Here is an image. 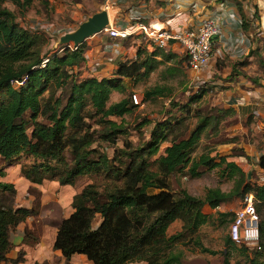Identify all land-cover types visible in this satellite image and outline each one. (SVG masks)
<instances>
[{"label": "trees", "instance_id": "16d2710c", "mask_svg": "<svg viewBox=\"0 0 264 264\" xmlns=\"http://www.w3.org/2000/svg\"><path fill=\"white\" fill-rule=\"evenodd\" d=\"M28 1L0 0V42L8 45L5 54L2 52L0 55V156L9 158L20 152L32 155L34 160L23 173L27 178L41 179L47 176L56 179L59 184H72L75 177L81 174L90 178L72 195V211L53 223L56 230L52 249L58 250L65 260L72 254H82L92 264H126L146 244L162 234L167 221L178 211L193 209L190 214L191 227L204 222L206 215L200 211L201 205L207 203L215 207L220 201L231 197L242 184L244 174L234 161L226 160L224 156H218L216 160L215 156L206 152L199 153L196 158L189 157L200 131L207 128L217 131L224 109L214 114H201L195 110V126L186 136L177 137L174 131L192 110L190 103L201 96V89L197 87L187 103L178 105L186 115H171L152 123L143 117L135 128L143 133L141 128L150 123L146 137L136 144L124 141L122 146L115 147L108 155L100 148V141L114 145L119 135L128 133L125 123L111 117L121 119L136 106L128 96L107 104L110 91L124 92L127 88L122 78L143 77L157 62L145 54L140 57L143 50L138 47L134 59L116 64L114 75L75 78L71 73L82 59L83 44L72 48L65 45L59 51L44 53L40 46L41 36L44 40L45 36L20 26L13 10L3 4L11 2L24 6ZM240 17L244 32L248 25L244 17ZM44 57L47 60L42 64ZM140 68L143 71L138 72ZM12 79H22V82L13 85L10 82ZM50 84L60 91L66 89L64 97L42 99L41 93ZM161 92L160 87L146 89L143 99ZM25 111L30 112L28 121L22 117ZM86 112H91L95 117L93 122L98 127L71 135L67 140V144L70 141L71 156L67 159L61 153L66 143V129L81 126ZM38 116H44L46 121L40 122ZM28 122L32 125L29 133L26 131ZM163 141L169 144L164 147L163 153L157 154ZM187 162L191 175L198 174L196 168L199 165L211 169L223 164L219 167L220 173L231 174L229 170L235 169L240 180H236L229 191L207 187L199 197L181 189L179 195L174 196L169 189V174ZM256 164L264 168V154H259ZM32 173H35L34 176ZM2 174L0 168V176ZM3 190L13 191V187L0 180V192ZM242 192H250L254 200L263 202L264 182L244 183ZM0 200V261L15 264L23 260V250L17 249L14 257L5 255L12 246L8 240L9 229L33 211L30 207H13L1 193ZM253 206L257 213L254 203ZM95 216L99 220L92 225ZM257 229L255 247L264 248V220L258 218ZM225 241L233 243L229 235ZM193 243L199 251L210 254L217 252L203 245L198 238H194ZM224 252L223 259L226 261Z\"/></svg>", "mask_w": 264, "mask_h": 264}, {"label": "rangeland", "instance_id": "374dc122", "mask_svg": "<svg viewBox=\"0 0 264 264\" xmlns=\"http://www.w3.org/2000/svg\"><path fill=\"white\" fill-rule=\"evenodd\" d=\"M99 2H103V0H29L24 6H16L11 2H4L3 4L13 10L17 22L22 27H26L28 22L34 19H43L51 21L58 29L70 28L73 30L88 15L87 12ZM249 8L252 11L251 13L254 14V8L252 6H249ZM73 11L82 13L78 15L74 14ZM38 33H42L45 36V40L41 36L40 48L42 52L48 54L57 51L59 43L55 34L52 35L44 31ZM256 37L257 50L258 52L259 50L261 51L258 55H261L260 60L264 62V35L259 34ZM7 48V44L0 42V55L2 52L5 54L4 51ZM252 54L254 63L258 64L256 62V51ZM19 62L21 63L22 60ZM163 65L159 63L147 79L130 88L126 86L127 89L124 92L116 90V92H111L109 95L107 104L124 96H128V99L130 97L131 101H133L132 94H135L136 98L140 99L133 108V111L124 114L121 119L120 117H112L116 121L125 123L128 130V133L117 137L116 146H122L124 141L136 144L139 140L146 137L151 127L150 123L154 120L171 115H186L184 111L180 110L178 105L187 103V98L194 94L197 86L200 87L207 83L208 88L200 90L202 94L201 98L190 103L192 110L187 113L181 125L177 128L178 130L174 131L177 137L186 136L196 124L195 110L200 111L201 114H214L212 107H216L217 103L212 102L213 89L224 88L230 85L228 84L229 79L216 77L217 74L215 73H218V71L211 73L210 77H205L204 75L194 76L188 72L187 74L185 73V77L182 74L178 82L172 77L163 78L160 75V71L164 67ZM79 66L80 64L73 68L71 73L75 78L82 77ZM0 67H2L1 64ZM228 74H232V71ZM200 80H203V83H200ZM153 85H162L164 87V94L154 97L152 100L143 99V91ZM239 88L240 90L245 89L244 85L241 84ZM66 92V89L60 91L50 84L41 93V98L45 99L49 96L64 97ZM259 108L262 109V106L259 105ZM29 113V111H25L22 114V117L27 121ZM84 115L85 118L81 126L74 129H66L68 131L65 137L66 143L64 142L61 153L67 159H70L71 156L70 141L67 144V140H70L71 135H79L86 129L98 127L93 122L95 117L91 115V112H86ZM143 117L149 120L150 123L144 125L141 128L143 133H140L136 130L135 125ZM258 117L260 118L261 115H258ZM37 119L40 122L46 121L44 116H38ZM255 126L258 128L262 127L261 124L259 126L258 123L256 124L252 121L251 115L241 122L240 120L238 121L236 115L231 114L221 119L218 123L217 131H210L208 130L209 128L200 131L195 146L189 152V157L196 158L199 153L207 152L209 155L215 156L216 160L218 156H224L226 160L234 161L244 173L241 177L242 184L236 188L231 197L220 201L215 207H210L207 203L202 204L200 211L206 215V219L196 227H191L189 224L192 208H184L178 211L171 220L167 221L162 234L146 244L139 251L138 255L126 264H264V248H256L253 244L243 242L227 243L225 241L228 237V226L232 220L234 211L242 205L244 196L248 193H241L243 184L264 182V169L256 164L259 150L262 148V140L258 135V131L261 129L256 130ZM31 127V123L28 122L26 127L28 133ZM95 134L97 135V133ZM222 142H228V144H223ZM165 144L162 143L160 145L158 153L162 152ZM99 145L108 155H111L112 144L100 141ZM219 152L221 153L218 155ZM33 160V156L25 152L17 153L9 158L0 156V168L3 170L2 175H5L1 181L9 183L13 187V191L3 190L0 192L1 195L9 199L13 207L27 203L29 201L28 194L31 195L29 207L33 213L25 216L9 229L11 239L16 237L19 239L21 237L23 244L31 245L24 246L23 260L16 264H92L82 254H72L69 259L65 260L59 256L57 251L53 252L49 250L48 238H50L49 235L52 233V225L61 216L68 215L72 211L71 197H65L66 195L64 194L60 196V193L69 190L58 188L55 193L56 200H47V202H44L43 207H41L38 192L42 191L40 188L42 179H56L47 176L41 179L39 177H25L23 173L30 167ZM189 162L181 166L179 170H175L169 174V189L173 192L174 196L179 195L181 189H185L188 193L199 197L204 194L207 187H217L222 191H229L233 188L236 180H240L239 173L235 169L229 170L232 172L231 174H227L226 172L220 173L219 167H222L223 164L211 169H206L204 166L199 165L196 168L198 174L191 175L188 171ZM33 174L35 173H32V176H34ZM87 180L89 182L90 178L84 175V177L78 179L79 184L75 183L73 188L80 189ZM16 194V200L19 202L14 200ZM252 203H254L258 210V218L264 220V201L258 202L252 198ZM68 211L70 212L68 213ZM98 220V216H95L92 220V225H96ZM44 222H46L45 231L42 227ZM194 238H198L203 245L215 249L217 252L210 254L199 251L198 246L193 243ZM35 243L38 246H34ZM13 251H7L8 253L6 252V254L11 255ZM223 251H225L226 261L223 259ZM0 264L12 263L1 260Z\"/></svg>", "mask_w": 264, "mask_h": 264}, {"label": "crops", "instance_id": "0c3cea01", "mask_svg": "<svg viewBox=\"0 0 264 264\" xmlns=\"http://www.w3.org/2000/svg\"><path fill=\"white\" fill-rule=\"evenodd\" d=\"M133 5H141L144 8V13L141 15L140 19L145 23L155 22L170 30H177L184 26H193L196 24L197 19L202 17H211L215 19L218 22L219 28L218 33L212 37L214 49L211 57L199 70L193 71L187 66L182 47L175 41L171 40L164 47H151L145 39H142L138 35H131L124 42L114 44L112 38L107 37L102 28L100 31L85 37L81 42L83 44L82 59L78 65L80 64L79 69L81 68L82 77L93 76L101 78L114 75L116 64L126 59H134L138 47L143 50L140 57L145 54L146 56L153 57L157 65L159 63L164 64L163 69L160 71V75L163 76V78L172 77L178 82L182 74H184L185 77V73L187 74L188 72L194 76L204 75L205 77H210L212 75L211 73L218 71V73H215L217 74L216 77L229 79L228 84L230 85L224 88L213 89L212 102L217 103L216 107H212L214 113H218L219 110L224 109L222 110L223 114L221 113V119L232 114L236 115L238 121L240 120L241 122L245 121V119L251 115L252 121L262 126L260 128L255 126V128L256 130L261 129L258 131V135L262 140V148L259 150L258 156L259 154H264V110H262L264 108V62L260 60L261 55H258V53L261 51L259 50L258 52V46L256 44V36L259 34L264 35V0H103V2L97 3V5L92 7L87 13L90 15L104 8L108 16L107 24L120 27L128 25L133 18L138 16V14L132 10ZM237 6H240V8ZM249 6L254 8V14L249 10L251 8H249ZM238 9H240V11H238ZM73 13L80 15L82 12L77 13L73 11ZM234 15L239 17V21L234 18ZM240 15L244 17L248 25V27L243 30L247 34V38L244 40V43H247L246 51H242L240 45L237 43L240 41V30L242 31ZM67 31H71V29H61L60 34ZM254 50L256 51V62H258V64H255V61H253L254 57L252 53H255ZM236 55L242 57L238 62L234 60V56ZM157 65L154 68H150L147 75L143 77H124L122 78V82L125 86H129L130 88L147 79ZM140 71H143V68L138 70V72ZM230 71H232V74H228ZM239 83L244 85V90H240ZM153 87H160L162 92L160 94H151V96L145 97V100H152L154 97L164 94V87L162 85H153L148 89ZM198 88L201 90L208 88L207 83ZM111 92H116V90H111L109 95ZM259 105L262 106V109L259 108ZM258 115H261V117L259 118ZM117 140L113 145L111 153L114 148L117 147ZM162 143H166L163 149L169 144L168 141L161 142L158 151ZM222 143L228 144V142ZM163 149L161 153H163ZM217 150L219 151L218 148ZM161 153L157 152V154ZM220 153L221 152H219L218 155ZM84 175L85 174L77 175L72 184H59L56 180L43 178L40 183L42 191L38 192L41 207H43L44 202H47V200H56L55 193L58 188L69 190L60 193V196L64 194L66 195L65 197L68 196L72 198L73 193L81 189H74V184H79L78 179L84 177ZM3 176L5 175L0 176V180ZM15 197L14 200L17 199V194ZM30 197L31 195L28 194L29 201L31 199ZM29 201L21 204V206L29 207ZM69 212L70 211H68V213ZM65 216H67V214L61 217ZM45 226L46 222L42 225L44 231ZM55 230V225H52V233L49 235L50 238H48L49 250L59 253L58 250H54L51 247ZM8 240L12 244V248H9L8 252L14 251L11 255L5 254L7 257H14L19 248L24 252V246L28 245L22 243L21 237L19 239L17 237L11 239V234L9 233ZM34 246H38L37 243H35ZM59 256H61L60 253Z\"/></svg>", "mask_w": 264, "mask_h": 264}, {"label": "built area", "instance_id": "2783aa9c", "mask_svg": "<svg viewBox=\"0 0 264 264\" xmlns=\"http://www.w3.org/2000/svg\"><path fill=\"white\" fill-rule=\"evenodd\" d=\"M132 10L135 11L138 16L124 26H114L107 24L103 29L107 37H111L114 44L124 42L131 35H138L142 39H145L151 47H164L171 40L177 42L186 55V63L189 69L199 70L211 57L213 53L212 36L218 33V22L211 17L198 18L195 25L190 27H180L177 30H170L162 25H158L155 22H144L141 15L144 13V8L141 5H133ZM234 18L239 21V17L234 15ZM30 31L48 32L49 34H55L56 38L61 33V29H58L51 21L43 19H34L28 22L24 27ZM40 30V31H39ZM239 39L237 43L240 45L242 51L247 50V43L244 40L247 38L246 34L240 30ZM70 48L75 47L71 42L66 44H59L58 50H61L64 46ZM241 56H234V60L240 61ZM47 60L44 57L41 61L43 64ZM10 82L13 85L20 84L22 79H12ZM203 83V80H200ZM199 87V86H197ZM132 102L138 103L140 99L136 98L135 94H132ZM252 194L249 192L244 196L242 205L234 211L232 220L228 226L229 238L236 243L243 242L246 244H257L258 237V214L256 213L253 203Z\"/></svg>", "mask_w": 264, "mask_h": 264}, {"label": "water", "instance_id": "95a60500", "mask_svg": "<svg viewBox=\"0 0 264 264\" xmlns=\"http://www.w3.org/2000/svg\"><path fill=\"white\" fill-rule=\"evenodd\" d=\"M107 17V12L104 8L95 11L80 21L75 29L60 34L57 38V42L59 44L71 42L73 45H77L81 43L85 37L104 28L108 22Z\"/></svg>", "mask_w": 264, "mask_h": 264}, {"label": "bare ground", "instance_id": "6f19581e", "mask_svg": "<svg viewBox=\"0 0 264 264\" xmlns=\"http://www.w3.org/2000/svg\"><path fill=\"white\" fill-rule=\"evenodd\" d=\"M108 14H109V12H108Z\"/></svg>", "mask_w": 264, "mask_h": 264}]
</instances>
